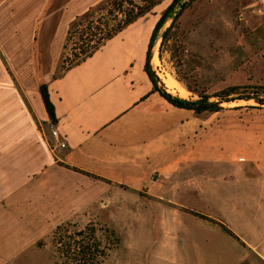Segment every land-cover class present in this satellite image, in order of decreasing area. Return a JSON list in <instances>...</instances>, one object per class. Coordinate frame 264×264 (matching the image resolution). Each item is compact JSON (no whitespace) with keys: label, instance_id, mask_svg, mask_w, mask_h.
<instances>
[{"label":"crops","instance_id":"obj_1","mask_svg":"<svg viewBox=\"0 0 264 264\" xmlns=\"http://www.w3.org/2000/svg\"><path fill=\"white\" fill-rule=\"evenodd\" d=\"M101 1L0 0V264L49 256L59 224L110 209L155 224L159 264H264V109L235 123L154 90L156 11L60 70L73 21ZM229 3L252 33L233 39L264 42V0Z\"/></svg>","mask_w":264,"mask_h":264},{"label":"rangeland","instance_id":"obj_2","mask_svg":"<svg viewBox=\"0 0 264 264\" xmlns=\"http://www.w3.org/2000/svg\"><path fill=\"white\" fill-rule=\"evenodd\" d=\"M56 1L52 0V3ZM106 1L98 3L91 11L90 17L79 22L82 24L78 28H74V33L63 52L60 70H65L74 64L77 60L75 54L80 48L85 47L89 40H96L102 35V31L98 33L89 31L82 38L81 29L87 23L93 21L94 28L97 25L105 28L106 24L110 27L116 26L123 19L120 9L112 5L99 8V5H103ZM134 1L141 2V0ZM171 1L161 0L154 11L162 13ZM229 2L230 0H199L183 12L165 39L156 36L153 51L157 57L156 60L152 59V64L161 85H164L167 91L187 99L210 96V101H215L218 100L216 93L229 85H264V42L257 43L254 39L248 41L252 33L247 29L246 22L239 20L235 7ZM61 5L60 3L59 6ZM250 12L254 13L257 10L253 8ZM171 21L169 20L163 30L171 25ZM74 24L75 21L72 29ZM236 25L242 26V34L248 38L246 42L233 39L231 27ZM201 54L203 56H200ZM236 57L241 58L239 61L233 60ZM170 78L175 79L180 88L170 87L167 84ZM221 105L222 108L218 112H204V114L207 117L214 115L222 120L232 119L235 123H245L247 119L258 113L259 109H264V106H259L254 100L223 102ZM123 215H118L115 210L110 209L106 215V222L101 221L102 224L107 223L108 226L113 227L120 237L119 245L111 251L102 264H159L160 258L154 253V247H157L160 240L158 228H154L155 224L147 220L143 221L136 231V223L129 220V214L125 217ZM99 220L95 215L89 214L84 219L73 222L82 227ZM139 232L143 235L138 234ZM53 247L49 256H54L55 247ZM49 256L47 252H29L23 256V261L16 259L11 264H53ZM54 258V264H59Z\"/></svg>","mask_w":264,"mask_h":264},{"label":"trees","instance_id":"obj_3","mask_svg":"<svg viewBox=\"0 0 264 264\" xmlns=\"http://www.w3.org/2000/svg\"><path fill=\"white\" fill-rule=\"evenodd\" d=\"M197 1L199 0H172L169 6L164 9L162 15L154 27L147 52V62L145 65V70L153 82L154 90L158 91L163 97H165L174 105L193 109L197 114L218 111L222 108L221 104L223 102L237 100H254L259 104V106H264V85L230 86L216 93L218 100L200 101L190 100L180 97L179 95H174L167 91L164 85L160 86L157 84L156 79L150 71L148 60L156 36L158 35L159 30L163 26L166 19L168 17H172L173 20L171 25L165 30L163 34V38L165 39L169 31L176 25L183 12L190 9ZM160 2L161 0H141L140 3H137L134 0H107L103 5L100 4L99 8L101 9L107 8L109 5L120 9V12L123 13L124 17L119 24L112 27H110L109 24H106L105 28H102L100 25H97L94 28L93 21L87 23V25L81 29L80 36L82 38L84 35L88 34L89 31H96V33H98V31H102V35L96 40H89V43H87L85 47L80 48L75 54L77 60L71 66L78 64L87 57L91 56L107 40L112 38L119 31L126 28L129 24L135 22L140 17L148 13H153L155 6ZM125 4L127 5L125 6ZM92 10L93 9H90L82 15L77 16V18L74 20L75 24L73 29L72 23L71 28L68 31L65 49L67 47V42L74 33V28L76 29L82 24L79 22H83L88 19L92 13ZM95 36L97 35L95 34ZM71 66L67 68H70ZM40 92L51 123L55 124L57 122L55 108L49 98L48 87L46 84L40 86ZM51 240L53 246L55 247V261L59 264H102L110 255L111 251L115 249L120 243V237L117 231L113 227L100 222H90L82 227L78 226V224L73 221L63 222L53 230L51 234Z\"/></svg>","mask_w":264,"mask_h":264},{"label":"water","instance_id":"obj_4","mask_svg":"<svg viewBox=\"0 0 264 264\" xmlns=\"http://www.w3.org/2000/svg\"><path fill=\"white\" fill-rule=\"evenodd\" d=\"M169 20H173V18L172 17H168L167 19H166V21L164 22V24H163V26L161 27V29L159 30V33H158V35H157V37H163V34H164V32H165V30L167 29H164L163 30V28L169 23ZM172 22V21H171ZM153 57H154V51H153V47L151 48V53H150V57H149V68H150V71H151V73H152V75L154 76V78L156 79V82H157V84L158 85H160L161 86V83H160V80L158 79V77H157V75L155 74V71H154V69H153V64H152V59H153ZM181 97V96H180ZM210 96H203V97H200V98H198V99H190V100H200V101H210Z\"/></svg>","mask_w":264,"mask_h":264},{"label":"built area","instance_id":"obj_5","mask_svg":"<svg viewBox=\"0 0 264 264\" xmlns=\"http://www.w3.org/2000/svg\"><path fill=\"white\" fill-rule=\"evenodd\" d=\"M51 133L58 140V144H57L58 147H62V148L66 147L67 143L65 139L60 137L59 129L55 124H51Z\"/></svg>","mask_w":264,"mask_h":264},{"label":"bare ground","instance_id":"obj_6","mask_svg":"<svg viewBox=\"0 0 264 264\" xmlns=\"http://www.w3.org/2000/svg\"><path fill=\"white\" fill-rule=\"evenodd\" d=\"M153 60H156V56L153 57ZM158 60V59H157ZM167 84L172 87V88H175V87H179V84L178 82L173 79V78H170L169 80H167ZM180 88V87H179ZM185 92V91H184Z\"/></svg>","mask_w":264,"mask_h":264}]
</instances>
